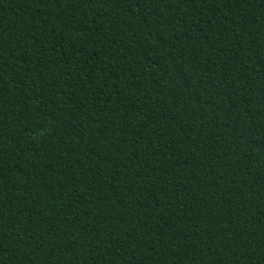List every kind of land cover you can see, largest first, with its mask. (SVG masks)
Instances as JSON below:
<instances>
[{
    "label": "trees",
    "instance_id": "trees-1",
    "mask_svg": "<svg viewBox=\"0 0 264 264\" xmlns=\"http://www.w3.org/2000/svg\"><path fill=\"white\" fill-rule=\"evenodd\" d=\"M0 264H264V0H0Z\"/></svg>",
    "mask_w": 264,
    "mask_h": 264
}]
</instances>
